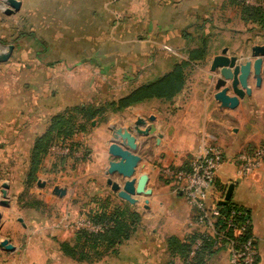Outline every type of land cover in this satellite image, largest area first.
Listing matches in <instances>:
<instances>
[{
	"label": "rangeland",
	"instance_id": "374dc122",
	"mask_svg": "<svg viewBox=\"0 0 264 264\" xmlns=\"http://www.w3.org/2000/svg\"><path fill=\"white\" fill-rule=\"evenodd\" d=\"M18 1L23 2V7L6 16L2 8L7 4L0 0V54L13 46L9 59L0 62V262L65 261L63 246L73 253L72 261L83 254H89L87 259L101 261L105 259L102 249L90 248L91 243L82 236L99 233L75 223L89 219L99 224L94 217L100 212L113 215L127 210L128 215L129 210H134L106 184L105 170L110 161L106 139H113L116 126L130 113L125 109L115 112L108 104L130 93L122 94L118 89L130 85L132 69L143 73L153 65L144 59L141 67H132L131 47L123 53L120 42H145L148 38L138 35V30L131 28L136 21L121 12L120 6L130 0ZM227 1L221 0L215 10L225 11ZM239 1L252 8L264 5V0ZM161 15L158 23L164 26L171 14ZM201 22L213 23L214 17ZM201 38L209 50L218 40L213 36ZM67 56L68 60H62ZM192 64L186 68L187 78H193L197 67L205 63ZM34 104L36 111L28 112ZM20 105L24 113L19 111ZM13 107L12 119L35 116L36 121L31 119L24 131L19 123L12 126L7 118ZM79 107L99 113L89 120L78 112ZM57 116L68 122L44 140L45 151L32 169L34 142L47 134ZM32 129L35 132H30ZM140 166L141 163L137 169ZM113 180L120 183L122 179L113 176ZM56 186L66 190L63 197L53 194ZM111 225L109 222L107 228ZM9 245L18 252H8Z\"/></svg>",
	"mask_w": 264,
	"mask_h": 264
},
{
	"label": "crops",
	"instance_id": "0c3cea01",
	"mask_svg": "<svg viewBox=\"0 0 264 264\" xmlns=\"http://www.w3.org/2000/svg\"><path fill=\"white\" fill-rule=\"evenodd\" d=\"M220 1L130 0L125 6H120L123 8L121 12L129 15L132 22L136 21L131 28L138 30V35L145 34L148 39L145 42L122 41L119 47L123 53L131 47L129 56H133L131 60L134 61V64L130 63L131 66L141 67L144 59L153 62L143 73L132 69L130 85L127 83L124 86L125 80H122L121 85L125 88L118 89L122 94L156 80L176 63L189 61V51L202 44L201 35L218 38L216 42L213 41V49L209 50L206 45V55L202 60L195 61L204 62V66L200 69L197 67L193 78L186 77L183 89L172 100L152 99L130 106L125 109L130 113L125 114L124 121L121 119V124L116 126L121 132L128 131L134 138L136 150L133 152L141 158L135 178L138 180L142 175L147 176L144 188L149 192L147 196L138 197L135 205L122 200L134 208L140 217V223L130 238L101 261H72L69 256H64L65 261L49 260L45 263L3 259L0 264H230L225 247L213 248L208 245L200 259L196 260L189 256L183 260L169 251L170 238L188 244L189 238L195 237L199 228L194 224L196 211L186 203L181 192L176 191L173 181L164 175L163 170L188 168L197 150L206 146H218L224 154L208 203L221 206L219 202L233 184L229 201L247 212L249 234L258 251L257 264H264V163L255 172L243 175L235 161L238 154L264 146V81L260 88H255L254 81L250 79L251 95L239 100L238 106L231 109L216 97L218 91L214 86L217 76L209 70L212 59L223 48H227L230 56L249 58L251 47L264 45V26L250 20L244 21L239 5L228 1L231 6L228 5L226 10L231 11L215 10ZM19 2L23 7V2ZM211 2L214 4L209 5ZM165 12L171 17L161 26L158 21L162 20L161 14ZM212 16L213 23L201 22L206 17L211 21ZM123 53L119 54L122 60ZM62 60H68V56ZM226 96H232V93L227 92ZM34 107L35 104L28 108V112H35ZM15 108L9 113L7 121L12 126L19 123L24 131L31 119L33 123L36 121V117L12 119ZM21 108L20 105L19 111L24 113ZM150 117L154 120L150 121ZM145 131H148L147 135L142 134ZM13 132H16V127ZM30 132L35 131L32 129ZM118 142L126 146L124 140ZM106 144L109 145V139H106ZM103 223L108 226L109 222L105 220ZM14 248L17 253L18 248ZM37 258L41 257L37 255Z\"/></svg>",
	"mask_w": 264,
	"mask_h": 264
},
{
	"label": "built area",
	"instance_id": "2783aa9c",
	"mask_svg": "<svg viewBox=\"0 0 264 264\" xmlns=\"http://www.w3.org/2000/svg\"><path fill=\"white\" fill-rule=\"evenodd\" d=\"M223 161L220 147L206 146L197 150L188 168L163 170L173 181L176 191L181 192L186 203L196 211L194 224L199 231L190 243L188 256L194 258L204 246L210 245L225 247L230 264H257L258 251L249 234V220L239 211L223 213L216 204L208 203ZM235 161L241 174L255 172L264 163V146L238 154ZM75 224L96 233H103L107 228L105 224H96L89 219Z\"/></svg>",
	"mask_w": 264,
	"mask_h": 264
},
{
	"label": "trees",
	"instance_id": "16d2710c",
	"mask_svg": "<svg viewBox=\"0 0 264 264\" xmlns=\"http://www.w3.org/2000/svg\"><path fill=\"white\" fill-rule=\"evenodd\" d=\"M228 2L233 5H239L242 12V19L244 21L250 20L253 23L264 26V5L263 7L252 8L245 6L238 0H228ZM201 43L202 44L200 47L189 51V61H182L174 64L171 70L166 74L158 77L152 82L142 84L134 88L126 96L108 105L114 108L115 112H118L147 100H172L183 89L186 83V68H189L191 63H194L197 60H202L206 55V42L202 39ZM78 112L83 113V115L89 120L93 119L95 115L99 113L97 110H93L91 108L84 109L83 107H79ZM67 122L68 119H65L62 116L53 118L47 134L34 142L31 151L32 169L33 166L37 164V159L40 154L45 151L47 142L44 140L48 139L51 132L61 129L62 126ZM219 208L223 213H228L231 210L239 211L241 212L244 219L249 220L247 212L234 205L231 201H229L226 205L219 206ZM127 209L129 210L130 208L127 207ZM129 211L130 213L128 215H126L128 212L127 210L126 213L118 211L113 215L100 212L97 217H94L95 222L103 223L106 220L107 222H111L112 225L109 226L103 233H99L98 235H90L85 233L82 234V236L87 239L86 241L91 243L90 248H101V256H105L109 253H114L118 246H120L124 241L128 240L140 223V217L138 213L134 210ZM193 238L194 237L189 238L190 242L188 244L184 242L180 243L175 240V238H170L168 240L170 254L173 256H178L183 260H187L190 243ZM206 248L207 246H204L202 251L200 250L197 252L194 260L200 259L199 257H201V254L203 255V250ZM62 251H64L67 256L74 257L73 253L66 249V246L62 247ZM87 255L83 254L78 261L85 260L93 262V260L85 258ZM97 261L99 260L97 259Z\"/></svg>",
	"mask_w": 264,
	"mask_h": 264
},
{
	"label": "water",
	"instance_id": "95a60500",
	"mask_svg": "<svg viewBox=\"0 0 264 264\" xmlns=\"http://www.w3.org/2000/svg\"><path fill=\"white\" fill-rule=\"evenodd\" d=\"M4 2L7 4L2 8L4 15L10 16L20 10L21 3L19 1L4 0ZM12 50L13 46H8V51L0 54V62L7 61ZM209 70L217 76L214 86L218 91L216 97L222 104L234 109L238 106L239 100L251 95L250 79L254 81L255 88H260L264 81V45L251 47L249 58H244L243 55L230 56L227 48H223L220 54L212 59ZM227 92H231L232 96H226ZM149 120L153 121L154 118L150 117ZM147 133L148 131L142 132L143 135H147ZM112 138L107 148L110 161L105 170L106 184L119 199L135 205L139 201L138 197L147 196L149 193L144 190L147 176L142 175L138 180L134 177L141 158L133 152L136 150V145L128 131L121 132L117 129ZM119 140H124L126 146L120 145ZM113 176H118L122 181L119 183L113 180ZM38 186L42 187L44 184L38 183ZM232 191L233 184L227 188L224 199L219 202L220 205L228 203ZM53 194L61 198L66 194V190L56 186L53 188ZM6 249L8 252H12L15 248L9 245Z\"/></svg>",
	"mask_w": 264,
	"mask_h": 264
}]
</instances>
